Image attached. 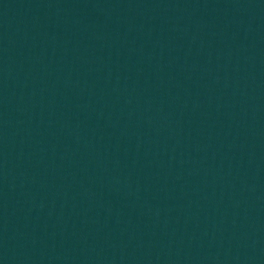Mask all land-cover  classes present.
Segmentation results:
<instances>
[{"label": "water", "instance_id": "95a60500", "mask_svg": "<svg viewBox=\"0 0 264 264\" xmlns=\"http://www.w3.org/2000/svg\"><path fill=\"white\" fill-rule=\"evenodd\" d=\"M264 141V0H0V264H95Z\"/></svg>", "mask_w": 264, "mask_h": 264}]
</instances>
